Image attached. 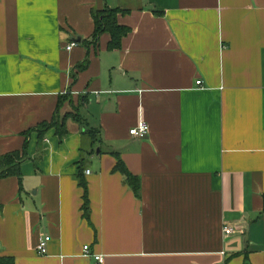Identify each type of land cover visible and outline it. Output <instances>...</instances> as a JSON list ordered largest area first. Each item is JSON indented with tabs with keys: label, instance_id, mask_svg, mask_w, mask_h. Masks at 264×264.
Here are the masks:
<instances>
[{
	"label": "crops",
	"instance_id": "obj_1",
	"mask_svg": "<svg viewBox=\"0 0 264 264\" xmlns=\"http://www.w3.org/2000/svg\"><path fill=\"white\" fill-rule=\"evenodd\" d=\"M105 7L129 28L116 49L94 40ZM55 116L67 135L41 129ZM14 153L0 256L17 264H99L85 246L102 264H264V0H0V157Z\"/></svg>",
	"mask_w": 264,
	"mask_h": 264
},
{
	"label": "trees",
	"instance_id": "obj_2",
	"mask_svg": "<svg viewBox=\"0 0 264 264\" xmlns=\"http://www.w3.org/2000/svg\"><path fill=\"white\" fill-rule=\"evenodd\" d=\"M120 12H124L120 8H110L105 7L100 11L93 12V18L95 20V35L94 40L98 41L103 32H108L111 34V41L108 44V48L116 49L121 46L122 38L129 33V28L119 24L118 22V14ZM59 116V115H58ZM55 116L54 122L44 123L42 126L43 129H47L49 127L56 126L57 134L60 137L67 135L68 129L65 125V118L60 122V120ZM78 121H80L79 116L75 117ZM24 152H26V148L28 146V141L25 144ZM25 155V154H24ZM23 155V156H24ZM25 157V156H24ZM119 158L117 165L115 166V171H121L126 176V182L130 184L135 194H139L141 183L140 179L137 175H133L130 170L126 167L123 160ZM23 159V158H22ZM20 157L14 153L9 155H4L0 157V176H8V175H18L21 176V171L19 168ZM80 185L85 188L84 200V210L87 212L88 210V200H87V184L86 181L81 179ZM264 210V209H263ZM0 264H17L13 257L10 256H0Z\"/></svg>",
	"mask_w": 264,
	"mask_h": 264
},
{
	"label": "built area",
	"instance_id": "obj_3",
	"mask_svg": "<svg viewBox=\"0 0 264 264\" xmlns=\"http://www.w3.org/2000/svg\"><path fill=\"white\" fill-rule=\"evenodd\" d=\"M75 45L74 42H72L70 45L67 46L68 50H71V48ZM202 81L198 80V84H201ZM149 129H150V125L148 124V122L141 120L140 123L137 126H134V128H132L130 130V135L131 136H135L138 138H145L148 133H149ZM90 172V171H88ZM235 231V229L232 226H228L225 228V233L226 234H230L233 233ZM52 237L50 235H46L45 237L41 238L37 244L38 246V251L40 254H47L48 252V244L51 241ZM85 255L86 256H93L95 258V260H97L99 262V264H102L104 262L103 260V255L100 254H95V253H90V249L89 246H85Z\"/></svg>",
	"mask_w": 264,
	"mask_h": 264
},
{
	"label": "water",
	"instance_id": "obj_4",
	"mask_svg": "<svg viewBox=\"0 0 264 264\" xmlns=\"http://www.w3.org/2000/svg\"><path fill=\"white\" fill-rule=\"evenodd\" d=\"M74 39H75V41H77V42H80V41H81V37H80V36H78V37H74Z\"/></svg>",
	"mask_w": 264,
	"mask_h": 264
}]
</instances>
